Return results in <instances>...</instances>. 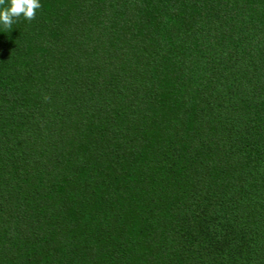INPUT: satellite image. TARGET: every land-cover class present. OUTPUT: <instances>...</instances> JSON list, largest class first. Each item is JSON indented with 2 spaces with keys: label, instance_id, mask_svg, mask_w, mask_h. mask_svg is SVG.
<instances>
[{
  "label": "trees",
  "instance_id": "obj_1",
  "mask_svg": "<svg viewBox=\"0 0 264 264\" xmlns=\"http://www.w3.org/2000/svg\"><path fill=\"white\" fill-rule=\"evenodd\" d=\"M40 3L0 24V264H264V0Z\"/></svg>",
  "mask_w": 264,
  "mask_h": 264
},
{
  "label": "clouds",
  "instance_id": "obj_2",
  "mask_svg": "<svg viewBox=\"0 0 264 264\" xmlns=\"http://www.w3.org/2000/svg\"><path fill=\"white\" fill-rule=\"evenodd\" d=\"M0 0V24L5 29H11L15 20L23 16L26 20L32 21L36 18V10L41 8L40 0Z\"/></svg>",
  "mask_w": 264,
  "mask_h": 264
}]
</instances>
